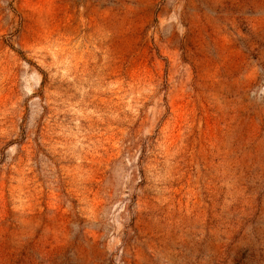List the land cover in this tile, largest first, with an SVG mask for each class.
Wrapping results in <instances>:
<instances>
[{
  "label": "rangeland",
  "instance_id": "374dc122",
  "mask_svg": "<svg viewBox=\"0 0 264 264\" xmlns=\"http://www.w3.org/2000/svg\"><path fill=\"white\" fill-rule=\"evenodd\" d=\"M0 264H264V0H0Z\"/></svg>",
  "mask_w": 264,
  "mask_h": 264
}]
</instances>
